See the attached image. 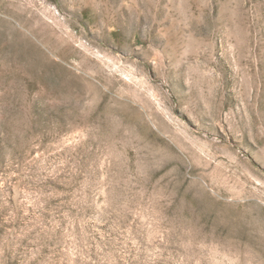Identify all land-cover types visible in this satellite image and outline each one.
Here are the masks:
<instances>
[{
	"label": "rangeland",
	"instance_id": "374dc122",
	"mask_svg": "<svg viewBox=\"0 0 264 264\" xmlns=\"http://www.w3.org/2000/svg\"><path fill=\"white\" fill-rule=\"evenodd\" d=\"M0 264H264V0H0Z\"/></svg>",
	"mask_w": 264,
	"mask_h": 264
},
{
	"label": "bare ground",
	"instance_id": "6f19581e",
	"mask_svg": "<svg viewBox=\"0 0 264 264\" xmlns=\"http://www.w3.org/2000/svg\"><path fill=\"white\" fill-rule=\"evenodd\" d=\"M140 116V115H139ZM158 125V124H157Z\"/></svg>",
	"mask_w": 264,
	"mask_h": 264
}]
</instances>
